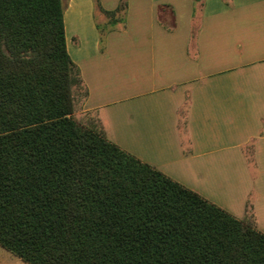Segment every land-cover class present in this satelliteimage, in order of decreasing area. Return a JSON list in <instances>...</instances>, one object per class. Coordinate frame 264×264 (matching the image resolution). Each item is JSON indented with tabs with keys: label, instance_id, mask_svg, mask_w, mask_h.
Masks as SVG:
<instances>
[{
	"label": "trees",
	"instance_id": "16d2710c",
	"mask_svg": "<svg viewBox=\"0 0 264 264\" xmlns=\"http://www.w3.org/2000/svg\"><path fill=\"white\" fill-rule=\"evenodd\" d=\"M93 2L99 48L127 0ZM66 0H0V246L25 264H264V233L115 144L83 112ZM204 0H193L190 45ZM183 126L182 110L179 112Z\"/></svg>",
	"mask_w": 264,
	"mask_h": 264
},
{
	"label": "crops",
	"instance_id": "0c3cea01",
	"mask_svg": "<svg viewBox=\"0 0 264 264\" xmlns=\"http://www.w3.org/2000/svg\"><path fill=\"white\" fill-rule=\"evenodd\" d=\"M119 0H100L105 10ZM127 0L103 50L92 0H66V50L109 138L264 233V0ZM184 117L180 125L179 112Z\"/></svg>",
	"mask_w": 264,
	"mask_h": 264
},
{
	"label": "rangeland",
	"instance_id": "374dc122",
	"mask_svg": "<svg viewBox=\"0 0 264 264\" xmlns=\"http://www.w3.org/2000/svg\"><path fill=\"white\" fill-rule=\"evenodd\" d=\"M0 264H25L19 258L14 256L0 246Z\"/></svg>",
	"mask_w": 264,
	"mask_h": 264
}]
</instances>
